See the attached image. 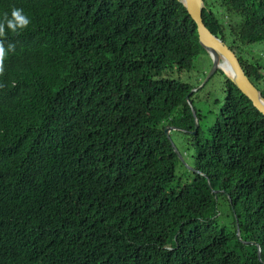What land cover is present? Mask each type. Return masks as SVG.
Segmentation results:
<instances>
[{"label":"trees","instance_id":"trees-1","mask_svg":"<svg viewBox=\"0 0 264 264\" xmlns=\"http://www.w3.org/2000/svg\"><path fill=\"white\" fill-rule=\"evenodd\" d=\"M74 1L35 0L34 29L22 37H63L70 116L85 123L40 129L7 149L9 180L50 169L61 178L32 186L22 208L0 209V240L36 231L46 256L15 251L0 264H264V116L221 70L224 97L211 123L195 105L206 83L188 94L200 83L169 79L198 57L211 65L179 0ZM203 1V22L256 86L264 0ZM165 125L186 131L167 137ZM8 142L0 134L4 150ZM172 143L199 171L184 183ZM222 211L229 222L218 221Z\"/></svg>","mask_w":264,"mask_h":264},{"label":"clouds","instance_id":"clouds-1","mask_svg":"<svg viewBox=\"0 0 264 264\" xmlns=\"http://www.w3.org/2000/svg\"><path fill=\"white\" fill-rule=\"evenodd\" d=\"M31 7L36 10L39 6L35 5V0H6L4 6L0 7V134L9 141V146H6L5 150L0 145V209L7 206L22 208L32 186L54 182L61 178V172L50 169L49 172H45L46 170L35 172L28 181L9 180L6 177L5 162L8 156L6 151L10 145L21 143L27 134L46 127L59 131L67 126L85 123L74 124V116H70L71 109L69 107L73 97L67 86V78L73 72V65L65 54L66 46L58 41L63 37L54 34L40 40L34 37L28 42L22 37L24 33L32 32L34 29L28 16ZM7 35L11 37L10 40ZM223 42L225 41L223 40ZM229 47L231 48V46ZM12 51L14 53L10 56L9 63L5 68L6 56ZM17 51L20 52L19 57L12 59ZM191 63L193 64V62ZM190 70V65L184 63V68H179L177 71ZM198 88L200 87L191 90L193 92ZM191 110L195 111L192 105ZM204 115L205 120L209 123L210 120L206 119V114ZM195 116L199 127L201 121L198 119L196 111ZM80 127L82 126L77 128ZM165 127H170V131L179 129L186 131L172 125H165L164 129ZM191 131L189 130L190 133ZM169 132L167 137H169ZM190 169L192 172H199L194 167ZM208 185L210 184L208 183ZM212 192L215 191L212 190ZM221 209L227 210L225 206ZM221 213L226 215V212L222 211ZM219 215L220 213H218V217ZM235 230L237 239L245 242L240 237L237 220ZM36 233V231H25L8 243L0 240V255L23 251L37 258L45 257L47 252L43 251L41 239ZM259 256L260 249H258Z\"/></svg>","mask_w":264,"mask_h":264},{"label":"water","instance_id":"water-1","mask_svg":"<svg viewBox=\"0 0 264 264\" xmlns=\"http://www.w3.org/2000/svg\"><path fill=\"white\" fill-rule=\"evenodd\" d=\"M187 13L196 25L198 42L205 49L211 59V67L205 77L203 85L217 69H221L223 73L233 82V84L244 94L256 108L264 116V97L261 91L251 82L245 74L236 53L221 38L215 36L205 25L202 19V9L205 7L203 0H180ZM192 92V90H191ZM194 116V129L191 133H195L198 127L195 111L192 110ZM170 127H165L164 132L168 135ZM173 129H176L173 127ZM173 149L177 157L183 161L180 152L174 144ZM210 186V185H209Z\"/></svg>","mask_w":264,"mask_h":264},{"label":"rangeland","instance_id":"rangeland-1","mask_svg":"<svg viewBox=\"0 0 264 264\" xmlns=\"http://www.w3.org/2000/svg\"><path fill=\"white\" fill-rule=\"evenodd\" d=\"M252 51L255 57H262V59H260V64L262 67L260 70L261 77L255 82L257 88L261 90V88H264V59H263L264 54L262 53L264 51V42L255 45L252 48ZM249 56L251 57V55ZM209 63L210 61L208 58L206 60L205 59L203 60L198 57L196 60L193 61V64L190 63V69H191L190 71L178 72L175 69V71L170 75V77L180 79L181 81L193 85H197L198 83H200L198 86L201 87V84L203 83L210 69V67H208ZM199 76H201V78L196 79L199 78ZM221 77L222 76L219 74H214L203 87L202 91L204 92V94L200 95V99L195 100L196 107L200 108L203 111V113L206 114V119L210 120V122L212 121L213 118L214 109H218L224 97V92L222 91ZM220 81H221V86H219ZM190 93L191 90L188 92V94ZM188 94L186 98L188 97ZM177 149L182 154L183 161L180 160V162L177 163L175 180L180 179L181 183H184L192 176V171L190 168L193 167V164L190 156V151L186 150L183 144H177ZM218 221L222 223H227L230 221V218L226 216L224 213H221L218 217Z\"/></svg>","mask_w":264,"mask_h":264}]
</instances>
